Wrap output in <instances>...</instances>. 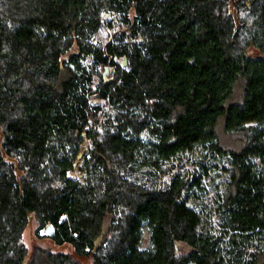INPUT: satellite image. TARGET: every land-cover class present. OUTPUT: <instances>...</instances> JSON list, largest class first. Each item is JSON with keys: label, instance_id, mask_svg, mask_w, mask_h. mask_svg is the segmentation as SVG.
<instances>
[{"label": "trees", "instance_id": "trees-1", "mask_svg": "<svg viewBox=\"0 0 264 264\" xmlns=\"http://www.w3.org/2000/svg\"><path fill=\"white\" fill-rule=\"evenodd\" d=\"M0 264H264V0H0Z\"/></svg>", "mask_w": 264, "mask_h": 264}, {"label": "rangeland", "instance_id": "rangeland-1", "mask_svg": "<svg viewBox=\"0 0 264 264\" xmlns=\"http://www.w3.org/2000/svg\"><path fill=\"white\" fill-rule=\"evenodd\" d=\"M88 149V144L84 146L85 152H82L85 154ZM77 175H79V171L77 170ZM24 241L26 242V245L29 247L30 251H33L35 247L37 246H42L45 248H51L53 251H64V252H69L70 249L68 246L66 247H56L50 240L48 239H43V240H38L34 236V229L33 228H28L24 234Z\"/></svg>", "mask_w": 264, "mask_h": 264}, {"label": "water", "instance_id": "water-1", "mask_svg": "<svg viewBox=\"0 0 264 264\" xmlns=\"http://www.w3.org/2000/svg\"><path fill=\"white\" fill-rule=\"evenodd\" d=\"M124 63H126V59L123 60ZM109 74V68L106 69L105 73H104V78L107 80V76ZM83 157V153H80L79 155V159L81 160ZM49 232H51V229L49 228Z\"/></svg>", "mask_w": 264, "mask_h": 264}, {"label": "built area", "instance_id": "built-area-1", "mask_svg": "<svg viewBox=\"0 0 264 264\" xmlns=\"http://www.w3.org/2000/svg\"><path fill=\"white\" fill-rule=\"evenodd\" d=\"M123 62V61H122ZM124 63V62H123ZM125 64V63H124Z\"/></svg>", "mask_w": 264, "mask_h": 264}]
</instances>
